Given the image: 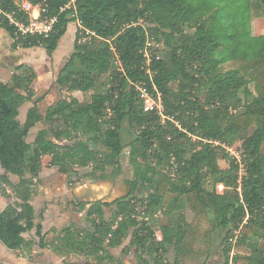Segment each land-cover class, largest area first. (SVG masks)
Returning <instances> with one entry per match:
<instances>
[{
	"label": "trees",
	"instance_id": "16d2710c",
	"mask_svg": "<svg viewBox=\"0 0 264 264\" xmlns=\"http://www.w3.org/2000/svg\"><path fill=\"white\" fill-rule=\"evenodd\" d=\"M21 1L0 5L12 12ZM28 1L57 20L45 37L18 32L0 16L13 49L43 47L51 55L78 21L74 52L57 83L92 94L82 106L62 99L45 116L33 106L22 123L20 108L35 96V68L19 64L8 82L0 80V189L15 197L0 210V242L14 251L31 249L24 234L35 228L42 249L85 259L69 264H123L111 251L130 239L122 252L133 250L138 264H187L210 258L219 232L221 264H264V34L254 35L250 27L253 17H264V0H77L76 9L64 10L68 0ZM148 40L165 47L154 51L150 64ZM175 81L181 89L172 86ZM140 83L156 99L160 94L162 113L144 110ZM42 120L53 124V138L41 130L29 142ZM126 124L133 130L129 142L123 139ZM238 142L240 158L229 150ZM127 147L133 166L127 194L90 203L87 226L72 221L44 233L31 205L43 157L50 156L74 187L83 179L121 175ZM220 159L229 167H219ZM86 204L76 208L83 211ZM159 215L169 221L159 223Z\"/></svg>",
	"mask_w": 264,
	"mask_h": 264
},
{
	"label": "rangeland",
	"instance_id": "374dc122",
	"mask_svg": "<svg viewBox=\"0 0 264 264\" xmlns=\"http://www.w3.org/2000/svg\"><path fill=\"white\" fill-rule=\"evenodd\" d=\"M78 22H72L68 26V31L65 36L59 42L58 48L53 54L49 55L47 51L43 47H34V48H19L17 51L13 49V39L9 35V33L0 29V80L8 82L15 67L19 64L25 63L33 66L37 72V78L34 83L35 96L33 100L25 102L20 108V121H23L25 117H27V113L30 108L33 106H37L40 113L45 116L47 109L56 104L58 101L62 99H68L76 101L74 102L75 106L85 105L91 100L92 91L88 93H84L81 91H67L62 90L57 83V78L60 70L64 67L66 62L70 59L72 53L74 52V43L76 40V33L78 30ZM251 32L254 35H262L264 34V17H253L250 20ZM154 51L160 47L165 48L164 45H160V43H155ZM164 50V49H163ZM163 50L159 53L163 55ZM172 86L175 89H181L182 85L180 81H175L172 83ZM238 99L240 102L244 103L245 95L243 90L241 89L238 93ZM158 103H162L160 94L156 99ZM155 100V101H156ZM53 124H50L44 120L38 122L31 130L28 136L29 142H34L38 133L41 130H48L51 138ZM133 130L129 125H125L123 129V139L125 142H129L133 136ZM63 143L73 144L71 140H63ZM240 142L236 143L229 150L235 154L238 158H240ZM51 157L44 156L43 157V167L40 173V179L35 188L33 202L36 205L41 203V195L47 196L48 194H53L52 192L59 193L58 196L60 199H65L64 194L70 193L71 195L76 194V192L80 193V188H86L87 194L83 196V202L92 203L98 200H102L104 202H112L117 198L123 197L127 194L129 187L126 184V180L133 177V166L130 163L129 157V148L125 149V152L121 156L122 162V173L116 178L110 180H87L83 179L81 182L77 183L74 187H69L67 184V175L61 173L56 166H52L50 164ZM221 168H228L229 163L223 159L219 160L218 163ZM4 169L0 167V173L3 172ZM80 173H84L87 169H79ZM110 173L112 169L108 170ZM80 177V175L78 176ZM77 177V178H78ZM79 179V178H78ZM11 180L13 182H18L19 177L11 174ZM7 189L11 192V188L7 187ZM219 192H223L224 186H218ZM0 195L1 189H0ZM13 193L11 192L10 197H6L8 202L14 201ZM75 197H73L72 201L68 202L66 209L69 208L70 204L75 202ZM43 205V203H41ZM90 204H86L85 209L80 211L78 208H74L71 214V217L68 221H73L77 223L79 226H87L88 223L85 218L86 209ZM113 207L106 208V216L109 217L111 215ZM186 213L187 219L191 221L193 219V213L189 208L184 210ZM67 214V213H66ZM36 222L43 221L39 216V212L35 213ZM68 218V217H67ZM159 223H167L169 221V217L167 215H159ZM157 236L161 238V232L157 231ZM220 233L217 232L215 234V245H214V253L210 258L204 260H198L195 258H191L187 261V264H221L224 261V256L222 253V249L220 247ZM130 239H127L119 248L112 249V253L119 259V261L123 262V264H138L136 256L133 253V250H129L130 252L124 254L122 252L125 245L129 244ZM15 255L17 256L15 259L24 260V262H38L39 264H46L49 262H54V259H49L44 254H36L32 251V249H23L15 251ZM58 255V254H57ZM62 257V256H61ZM53 258V257H52ZM168 259L174 260V253L171 252L168 256ZM70 262L83 263L85 259L76 254L67 255L64 263L69 264ZM34 263V262H33ZM3 264V263H2ZM28 264V263H26ZM119 264V262L115 263Z\"/></svg>",
	"mask_w": 264,
	"mask_h": 264
},
{
	"label": "crops",
	"instance_id": "0c3cea01",
	"mask_svg": "<svg viewBox=\"0 0 264 264\" xmlns=\"http://www.w3.org/2000/svg\"><path fill=\"white\" fill-rule=\"evenodd\" d=\"M17 50L18 49H16V51ZM19 115H20V113H19ZM18 118H19V116H18ZM26 118L27 117H25V119L21 122H25ZM1 169H3V168L1 167ZM4 173H5V170H3V172H1L0 175L4 174ZM9 175L11 178V174H9ZM85 189L86 188H80L79 189L80 193L78 194L76 192L75 196L71 195V192L64 194V197L67 198L66 201L64 198L60 199L58 197L60 194L56 193V191L52 192L53 194H48L47 196L40 194V196H41L40 200H41V203H43V205L41 203L39 205H36L33 202V198H34V196H33L32 200H31V205L34 208L35 213L39 212V214H40V212H43L44 219L41 222L43 225L44 233L49 231L53 227L61 230L68 223L72 222V221H68V220L71 217L73 209L77 207V205L80 203V201L83 200V196H85L87 194L88 191ZM73 197H75V199H74L75 202L74 203L72 202L70 204L69 208L66 209V207H68L67 206L68 202L72 201ZM7 200L8 199H6V196L0 195V210L4 209L6 207V205L8 204ZM24 235H25V237H27L29 240H31L33 242L31 249L34 253L44 254V256H47L49 259H54L53 263L49 262L46 264H65L64 260L66 257H64V256L61 257L60 255H57L56 253H54L50 249H42L41 248L40 237L37 235L35 228L33 230H31L30 232L25 233ZM16 257L17 256L15 255L14 250L8 249L6 246H4V244H2V242H0V262L1 263H3V264H26V263H28V264H39L38 262H35V261L24 262V260H22L24 258H21L19 260V259H15Z\"/></svg>",
	"mask_w": 264,
	"mask_h": 264
},
{
	"label": "built area",
	"instance_id": "2783aa9c",
	"mask_svg": "<svg viewBox=\"0 0 264 264\" xmlns=\"http://www.w3.org/2000/svg\"><path fill=\"white\" fill-rule=\"evenodd\" d=\"M76 2L77 0H68V3L63 8H74L76 9ZM17 11L19 13L24 14V18L22 15L18 17L16 14ZM46 8L42 7L40 4H33L28 0H23L18 3V10L15 11H6L0 5V16L3 18H7L10 24L17 27L18 32L23 34L32 33V34H40L45 37L49 36L51 33L54 23L56 22L57 18H49L48 15H45ZM78 22V21H77ZM79 24V22H78ZM155 41L148 40L145 46V56H146V63L150 64L153 59V54L155 49ZM160 56H157L159 59ZM137 88L140 93V97L143 100L144 110L145 111H152V110H159L160 113L163 112V105L162 103H158L156 98L152 95L146 85L138 84ZM156 100V101H155Z\"/></svg>",
	"mask_w": 264,
	"mask_h": 264
},
{
	"label": "flooded vegetation",
	"instance_id": "af4514ba",
	"mask_svg": "<svg viewBox=\"0 0 264 264\" xmlns=\"http://www.w3.org/2000/svg\"><path fill=\"white\" fill-rule=\"evenodd\" d=\"M98 201H99V200H98ZM101 201H102V200H101ZM81 202H83V201H80V203H81ZM87 204H90V203H89V202H87ZM40 214H41V212H40ZM40 214H39V216H40ZM43 218H44V216H43ZM43 218H42V219H43ZM42 219H41V220H42Z\"/></svg>",
	"mask_w": 264,
	"mask_h": 264
},
{
	"label": "water",
	"instance_id": "95a60500",
	"mask_svg": "<svg viewBox=\"0 0 264 264\" xmlns=\"http://www.w3.org/2000/svg\"><path fill=\"white\" fill-rule=\"evenodd\" d=\"M23 123V122H22ZM1 166V165H0Z\"/></svg>",
	"mask_w": 264,
	"mask_h": 264
}]
</instances>
